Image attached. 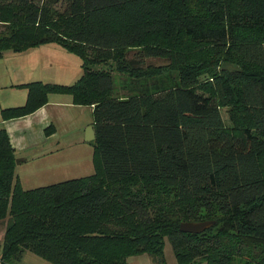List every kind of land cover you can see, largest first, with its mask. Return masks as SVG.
<instances>
[{
	"label": "trees",
	"instance_id": "1",
	"mask_svg": "<svg viewBox=\"0 0 264 264\" xmlns=\"http://www.w3.org/2000/svg\"><path fill=\"white\" fill-rule=\"evenodd\" d=\"M0 25V57L56 44L83 71L71 86L24 84L25 105L3 119L67 95L92 107L95 136L94 174L24 190L0 128V264L25 251L164 264V238L175 264H264V0H0ZM203 221L215 225L179 231Z\"/></svg>",
	"mask_w": 264,
	"mask_h": 264
},
{
	"label": "rangeland",
	"instance_id": "2",
	"mask_svg": "<svg viewBox=\"0 0 264 264\" xmlns=\"http://www.w3.org/2000/svg\"><path fill=\"white\" fill-rule=\"evenodd\" d=\"M3 30V26L0 25V33ZM46 46H50L51 49H44ZM38 48L41 49L38 50ZM146 64L160 65L163 62L150 59L146 61ZM82 73L81 60L54 44L39 46L19 53L4 52L0 57V128L5 129L10 141L17 145L15 160H24V162L16 164L14 168V178L19 181L22 189L31 190L94 174L93 166L91 167L84 161L78 164L73 162L76 161L74 157L82 159L84 157L86 161L91 160L92 164L93 146L90 142L80 145V148L75 149L71 148L74 146H68L63 152L60 150L73 142L72 132L74 131L83 132L84 139V135L88 131V123H92V108L90 106H79L75 111L65 113L62 119L63 127L68 129H66L67 132L60 133L63 140L59 141L61 145L57 149H55L56 143L41 141L43 137L37 132V128H33V126H37L36 119L31 120V117L25 116L26 118L4 120L2 115L3 110L25 105L27 90L23 86L24 83L41 82L50 85L71 86L82 76ZM114 76L115 93L118 96L128 94L132 87L128 82L130 79L119 74ZM221 114L226 126L229 127L225 110H222ZM52 128L54 132L55 128ZM66 165H71L67 171L63 170ZM4 234L5 223L1 221L0 243L3 242ZM163 259L164 264L176 263L175 255L167 238H164ZM126 262L127 264H160L146 254L129 257ZM16 264L51 263L25 251Z\"/></svg>",
	"mask_w": 264,
	"mask_h": 264
},
{
	"label": "crops",
	"instance_id": "3",
	"mask_svg": "<svg viewBox=\"0 0 264 264\" xmlns=\"http://www.w3.org/2000/svg\"><path fill=\"white\" fill-rule=\"evenodd\" d=\"M54 45H56V44H54ZM49 47L50 46H46V48H44V49H47V50L51 49ZM41 48H38V50H40ZM78 107L79 106L72 104L70 96H62V95L49 96V100H48V103L46 105H44L42 108H40L39 110H37L36 112H34L33 114H31L27 117H31V120L36 119L37 126H33V128H37V132L40 133V136L43 137V139H41V141L44 143H56L57 146L55 147V149H57V148H59L58 146L61 145V143L59 141L63 140V137L60 136V133L67 132L66 129H68L66 127H63L64 121L62 119H63L66 112L71 113L72 111H75L76 109H78ZM24 118H26V117H24ZM50 125L55 128L54 129L55 131L50 136H47L44 134V132H45L46 128L50 127ZM89 126L92 127V123H90V124L88 123V127ZM72 133H73V142L67 144L62 149L60 148V150H62V152L68 146H74L71 148L76 149V148H80L81 147L80 145H85V144L89 143V142L85 141V135H84V139H83V132L80 133L78 131H74ZM10 143H11V146L14 149V153H15L17 150L16 149L17 145L11 141H10ZM74 160H76V161H73L76 164L80 163L81 161H84L85 163H87L88 165H90L92 167L91 160L86 161V159L84 157H83V159L81 157H74ZM22 162H24V160H19V163H22ZM70 166L71 165L64 166L63 170H66V171L69 170Z\"/></svg>",
	"mask_w": 264,
	"mask_h": 264
},
{
	"label": "water",
	"instance_id": "4",
	"mask_svg": "<svg viewBox=\"0 0 264 264\" xmlns=\"http://www.w3.org/2000/svg\"><path fill=\"white\" fill-rule=\"evenodd\" d=\"M94 131L91 126L88 127V131L85 134V141L90 142L94 140ZM16 164L19 163V160L15 161ZM215 225V221H203V222H182L179 225V231L181 233L187 234H201L204 231L210 229Z\"/></svg>",
	"mask_w": 264,
	"mask_h": 264
}]
</instances>
